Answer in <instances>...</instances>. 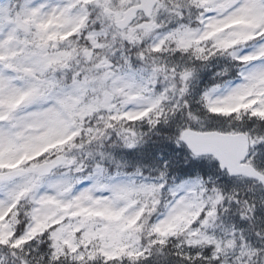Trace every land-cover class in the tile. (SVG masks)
<instances>
[{"label": "snow or ice", "instance_id": "1", "mask_svg": "<svg viewBox=\"0 0 264 264\" xmlns=\"http://www.w3.org/2000/svg\"><path fill=\"white\" fill-rule=\"evenodd\" d=\"M0 264H264V0H0Z\"/></svg>", "mask_w": 264, "mask_h": 264}]
</instances>
